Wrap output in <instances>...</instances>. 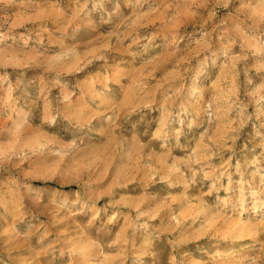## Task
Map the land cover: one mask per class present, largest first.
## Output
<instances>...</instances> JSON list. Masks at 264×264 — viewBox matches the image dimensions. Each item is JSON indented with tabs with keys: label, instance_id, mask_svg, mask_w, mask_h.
Masks as SVG:
<instances>
[{
	"label": "rangeland",
	"instance_id": "1",
	"mask_svg": "<svg viewBox=\"0 0 264 264\" xmlns=\"http://www.w3.org/2000/svg\"><path fill=\"white\" fill-rule=\"evenodd\" d=\"M0 264H264V0H0Z\"/></svg>",
	"mask_w": 264,
	"mask_h": 264
},
{
	"label": "bare ground",
	"instance_id": "2",
	"mask_svg": "<svg viewBox=\"0 0 264 264\" xmlns=\"http://www.w3.org/2000/svg\"><path fill=\"white\" fill-rule=\"evenodd\" d=\"M63 98L65 101L69 100V93L65 92ZM19 117H17L18 120ZM215 171V170H214ZM208 173V172H206ZM183 180V179H182ZM186 185V184H185ZM184 185V186H185ZM187 186V185H186ZM210 210V209H209ZM213 210V209H212ZM215 210V209H214ZM218 211V210H217ZM202 213L205 214L206 216H208L206 220H208L209 223V227H213L214 224H216L217 222H221V225L218 226L220 223H218L217 227H216V232L219 233L221 236L224 235L225 232H229V233H233V235H231V237H236V238H241L243 236H252L253 234H255V229L253 226H251L250 224L248 225L246 222L242 221L240 216L242 215H238L236 218L233 219H229L226 215L222 216L221 214H218L216 211L215 212H211L206 210L204 207H200L198 208V210L196 211V213ZM223 213V212H222ZM260 214V213H259ZM205 216V218H206ZM226 216V217H225ZM204 217V216H203ZM195 218V217H194ZM204 218V219H205ZM208 229V228H207ZM209 230V229H208ZM215 234V233H214ZM226 234V233H225ZM246 234V235H245ZM214 237V236H213ZM218 237V236H217ZM216 238V236H215ZM226 238H228L226 236ZM225 238V239H226ZM223 239V238H222ZM221 239V240H222ZM246 245V244H245ZM244 246L243 244H240L239 247ZM91 247V246H90ZM91 251V250H90ZM229 251V250H228ZM78 252V251H77ZM227 255V254H226Z\"/></svg>",
	"mask_w": 264,
	"mask_h": 264
}]
</instances>
